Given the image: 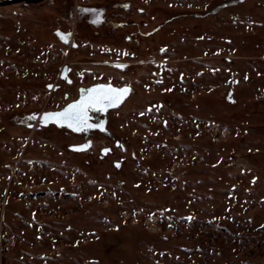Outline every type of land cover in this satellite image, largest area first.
Returning a JSON list of instances; mask_svg holds the SVG:
<instances>
[{
	"label": "rangeland",
	"instance_id": "rangeland-1",
	"mask_svg": "<svg viewBox=\"0 0 264 264\" xmlns=\"http://www.w3.org/2000/svg\"><path fill=\"white\" fill-rule=\"evenodd\" d=\"M0 264H264V0H0Z\"/></svg>",
	"mask_w": 264,
	"mask_h": 264
},
{
	"label": "snow or ice",
	"instance_id": "snow-or-ice-1",
	"mask_svg": "<svg viewBox=\"0 0 264 264\" xmlns=\"http://www.w3.org/2000/svg\"><path fill=\"white\" fill-rule=\"evenodd\" d=\"M127 7V5H125ZM81 11H92L100 12L101 10H89L82 9ZM93 23H99L100 18L97 14L96 19L92 21ZM89 95L81 96L80 99L70 103L62 111L45 113V117H55L57 121H63L67 123L69 128H72L75 131H80L83 127H93V125L88 124V112L91 108H94L98 105L108 107L111 106L116 100L119 99L120 94L128 92V88L123 89H114L108 85H97L95 88L86 90ZM99 126V125H97ZM86 146V145H85ZM85 146H73L74 148H82ZM104 151H108L105 149Z\"/></svg>",
	"mask_w": 264,
	"mask_h": 264
},
{
	"label": "water",
	"instance_id": "water-1",
	"mask_svg": "<svg viewBox=\"0 0 264 264\" xmlns=\"http://www.w3.org/2000/svg\"><path fill=\"white\" fill-rule=\"evenodd\" d=\"M66 36V38H67V40L66 41H69L70 40V36L69 35H65ZM65 76V75H64ZM96 86H94V87H91V88H89V89H92V88H95ZM110 87H112V86H110ZM113 88V87H112ZM114 89H116V88H114ZM87 96V95H89V93L87 92L86 94H83L82 93V90L80 91V97L81 96ZM128 96H129V89H128V92H124V93H122V94H120V96H119V99L118 100H116L111 106H108V107H104V106H101V105H98V106H96V107H94L95 109H103L102 110V113L103 114H106L109 110H111V109H115V108H118V107H120L123 103H124V101L128 98ZM80 99V98H79ZM94 108H91V109H94ZM90 111V110H89ZM52 113V112H51ZM88 117H89V120H88V124H91V125H93V127H87V126H85V127H83L80 131H75V130H73L72 128H70L72 131H74V132H76V133H80V132H82V131H85V130H91V129H94V128H99L101 131H103V130H105V128H106V122H103L101 125H99V126H97V125H94V124H92L91 122H90V114H89V112H88ZM40 120H41V123L43 124V125H50V124H55V125H57L58 127H68L67 126V123L66 122H63V121H57V118H55V117H45V114H43L42 115V117L40 118ZM69 128V127H68Z\"/></svg>",
	"mask_w": 264,
	"mask_h": 264
},
{
	"label": "flooded vegetation",
	"instance_id": "flooded-vegetation-1",
	"mask_svg": "<svg viewBox=\"0 0 264 264\" xmlns=\"http://www.w3.org/2000/svg\"><path fill=\"white\" fill-rule=\"evenodd\" d=\"M58 36L60 37V38H62V39H64L65 41L67 40V38H66V36L65 35H61V34H58ZM82 93L83 94H86L87 93V91H85V90H83L82 89ZM102 110L103 109H90V111L91 112H95L96 114H98V116H99V114H101L102 113ZM90 111H89V113H90ZM98 116H93V117H91L90 116V122L92 123V124H94V125H101L102 124V122H100V120H99V118H98ZM94 118V119H93ZM96 121V122H95ZM94 130H99V131H101L99 128H94Z\"/></svg>",
	"mask_w": 264,
	"mask_h": 264
}]
</instances>
